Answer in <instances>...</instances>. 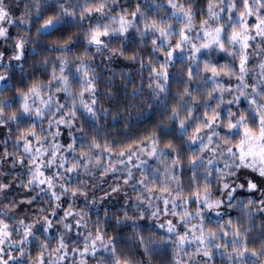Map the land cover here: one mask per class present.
<instances>
[{"label":"clouds","instance_id":"1","mask_svg":"<svg viewBox=\"0 0 264 264\" xmlns=\"http://www.w3.org/2000/svg\"><path fill=\"white\" fill-rule=\"evenodd\" d=\"M0 264H264V0H0Z\"/></svg>","mask_w":264,"mask_h":264}]
</instances>
